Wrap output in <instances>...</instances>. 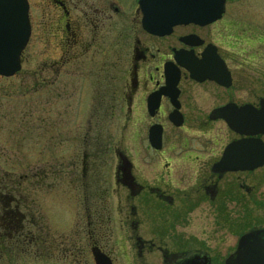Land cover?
Masks as SVG:
<instances>
[{
  "label": "flooded vegetation",
  "instance_id": "1",
  "mask_svg": "<svg viewBox=\"0 0 264 264\" xmlns=\"http://www.w3.org/2000/svg\"><path fill=\"white\" fill-rule=\"evenodd\" d=\"M26 1V89L55 86L60 115L69 80L72 151L0 170V264H264V11L225 0L158 36L140 0ZM26 184L59 188L63 223Z\"/></svg>",
  "mask_w": 264,
  "mask_h": 264
},
{
  "label": "rangeland",
  "instance_id": "2",
  "mask_svg": "<svg viewBox=\"0 0 264 264\" xmlns=\"http://www.w3.org/2000/svg\"><path fill=\"white\" fill-rule=\"evenodd\" d=\"M121 1L125 5L131 2V0ZM32 2V16L37 19L40 4L37 0H32ZM233 5L231 9L237 11L253 9L264 11V0H238ZM25 58L26 62L22 71L15 78L0 79V170H9L15 178L27 174L28 171L31 172L30 170H39L42 164L46 171H54L55 165L59 163L58 160H66L72 151L69 129V80L67 79L65 91L61 95L60 107L63 114L60 116L58 107L60 102L56 98L55 86L40 92L26 89L27 84H32L33 81L30 75L43 58L41 51L31 47ZM59 116L61 122L64 123L61 131L51 128L52 124L59 122ZM38 123L42 124L40 127L45 125L48 129L45 131L44 138L41 130L36 128ZM60 132L61 135H59ZM53 185L55 184H52L51 189H43L39 195L37 194L38 189L32 191L28 189V184L23 185L24 192L29 193V198H34L38 205L40 202L41 207L38 206L40 212L49 221L52 229L54 228L52 223L61 224L68 215L66 211L68 204L65 198L63 200L66 204L61 206L62 209L57 206L55 201L61 199L62 196L59 188ZM68 212L70 213V209Z\"/></svg>",
  "mask_w": 264,
  "mask_h": 264
},
{
  "label": "water",
  "instance_id": "3",
  "mask_svg": "<svg viewBox=\"0 0 264 264\" xmlns=\"http://www.w3.org/2000/svg\"><path fill=\"white\" fill-rule=\"evenodd\" d=\"M145 14L144 26L158 36L168 34L180 24L212 22L224 9V0H140ZM209 12L210 14H207ZM30 36L26 0H0V76L11 77L21 69V55Z\"/></svg>",
  "mask_w": 264,
  "mask_h": 264
}]
</instances>
